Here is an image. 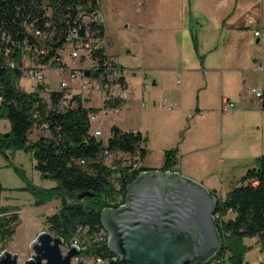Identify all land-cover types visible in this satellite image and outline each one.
Segmentation results:
<instances>
[{
    "label": "rangeland",
    "instance_id": "374dc122",
    "mask_svg": "<svg viewBox=\"0 0 264 264\" xmlns=\"http://www.w3.org/2000/svg\"><path fill=\"white\" fill-rule=\"evenodd\" d=\"M232 3L234 10L229 11L232 4L229 2L224 6L223 0H98V9L106 24V50L120 66L127 69V76L136 94L115 108L104 107L103 101L101 103L93 91L89 97L94 100L92 105L102 108L94 114L92 130L101 128L103 134L99 138L105 143L113 124L123 129L141 130L144 135L141 144L146 146L147 153L136 166L144 164L163 170L173 150L169 170L196 180L220 197H224L247 169L254 166L255 158L264 153V140L261 136L257 138V127L244 129L246 124H259V130L262 131L264 111L255 114L250 112L247 116L237 115L232 122H228L229 116L223 115L221 111L222 95L229 93L223 87L221 72L209 71L208 83L200 89L203 84L198 83L202 80L196 81L194 77L197 72H201L199 69H192L191 73L175 72L174 75L170 71L182 66L194 67L195 62L201 67L202 62L197 60V54L206 53L209 47L217 43L224 47L231 44L230 37L223 39L225 29L212 28L211 24L218 21L219 25H225L226 19L231 20L243 14L248 7L247 0H234ZM199 8L211 13L212 17L210 22L207 21L209 24L205 29L190 36V31L184 30L185 24L189 25L192 21L189 16L195 10L200 12ZM185 10L188 11V17L184 16ZM223 15L225 17L222 19ZM194 23L192 21L190 25ZM229 29L235 30L232 27ZM196 40L200 53L195 52L193 47V41ZM255 40L254 50L259 53V58L246 65L244 81L240 79L238 71L234 73L230 85L229 90L234 93L229 94L232 100L242 99L237 103V108H241L244 102L252 106H263L251 89H262L261 80H264V71L260 70V61L264 64V43ZM252 46H248V51L253 50ZM244 47L245 44L241 42L236 44V52H241ZM170 75L174 79L173 83H182L178 85L184 88L181 98H169L166 90L172 83L167 81ZM154 76L158 79L157 85L153 84ZM19 81L20 87L24 89L30 88V83L38 86L33 78H20ZM226 81H229L228 77ZM145 84L148 86L145 87ZM50 86H59L57 73L53 74ZM175 94L180 96L178 90ZM153 98L157 99L156 104ZM174 99L179 101V105L168 107L162 103H170ZM5 122L0 121V124H4L1 128L8 130ZM40 135H50V131L34 126L29 137L35 140ZM250 136L256 138L248 139ZM120 152L114 150L111 155L102 158L108 164L115 159H121L123 164L135 163L130 153ZM9 161L24 167L28 176L37 184L50 186L55 181L41 176L34 167L35 160L30 152L19 149L9 159L0 153V180L6 187L1 200L2 203L17 205L20 216L12 238L0 242V255L9 250L18 254L19 262L23 263L34 252L31 244L37 234L49 230L46 217L59 209L60 199L54 198L47 203L35 205L33 195L20 188L25 181L12 164H8ZM245 241L251 245L245 255V264H264V245L251 236L246 237Z\"/></svg>",
    "mask_w": 264,
    "mask_h": 264
},
{
    "label": "trees",
    "instance_id": "16d2710c",
    "mask_svg": "<svg viewBox=\"0 0 264 264\" xmlns=\"http://www.w3.org/2000/svg\"><path fill=\"white\" fill-rule=\"evenodd\" d=\"M86 5L98 7V0H0V28L14 37H28L25 35L28 28H48L56 39L54 45L58 46L63 44L69 25L75 23L77 7ZM98 27L104 34L105 25L100 23ZM21 73L19 69L7 67L0 56V121H7L5 125H8V130H3L4 124H0V153L9 159L19 149L30 152L41 176L55 181L50 186L37 184L24 167L14 161L8 163L24 179L25 184L20 188L33 195L35 205L60 199L59 209L47 215L46 222L50 231L69 242L79 225H88L91 231L101 229L103 209L123 204L128 185L141 171L154 167L136 166L147 153L146 146L141 144L144 140L141 130L113 124L105 143L92 130L91 114L98 113L101 107L85 106L81 95L76 94L75 107L60 112L49 110L38 90L27 91L16 85ZM52 95L58 99L57 92L53 91ZM119 105L120 101L105 102L108 107ZM43 122H48L46 130L50 135L30 139V131ZM105 148L128 152L135 163L123 164L121 159H115L108 164L100 156ZM172 151L163 170L170 169ZM4 189L0 180L1 243L12 238L20 220L17 205L2 203ZM83 191L89 194L79 197ZM215 217L222 244L214 259L222 257L221 264H245V255L251 246L245 241L248 236H259L256 241L264 245V153L255 158L254 166L247 169L224 197L218 196ZM107 239L106 235L102 253L114 258ZM117 264H121L120 260Z\"/></svg>",
    "mask_w": 264,
    "mask_h": 264
},
{
    "label": "water",
    "instance_id": "95a60500",
    "mask_svg": "<svg viewBox=\"0 0 264 264\" xmlns=\"http://www.w3.org/2000/svg\"><path fill=\"white\" fill-rule=\"evenodd\" d=\"M118 207L102 211L108 246L122 264H207L221 248L215 218L218 197L196 180L169 169H145L128 185ZM89 194L80 192L79 197ZM64 238L49 230L33 240V254L23 263L5 250L0 264H72L79 248L63 253ZM112 258L108 263L116 264Z\"/></svg>",
    "mask_w": 264,
    "mask_h": 264
},
{
    "label": "built area",
    "instance_id": "2783aa9c",
    "mask_svg": "<svg viewBox=\"0 0 264 264\" xmlns=\"http://www.w3.org/2000/svg\"><path fill=\"white\" fill-rule=\"evenodd\" d=\"M74 22L73 25H69L63 44L58 46L54 45L56 39L53 31H49L48 28H28L25 34L28 37H14L11 32L0 28V56L4 58L5 65L21 70L20 78H33L37 81L38 86L30 83V88L22 89L38 90L43 101L47 103V108L57 112L75 107L76 94L81 95L85 106H94L91 103L94 100L89 98L92 91L101 103L103 101L104 107H108L105 106L107 100L120 101L121 105L133 98L136 89L127 76V69L120 66L106 50L107 34L106 31L102 34L98 27L103 23L98 7L88 5L77 7ZM67 23L69 24V20ZM46 25L48 26L49 23L46 22ZM253 28L259 41L264 43V29L256 25H253ZM260 70L264 71L262 64ZM55 73L58 74V87L50 86ZM16 85L20 87L19 79ZM144 86L147 87L148 84ZM252 90L262 103L264 91L259 88ZM53 91L57 92V100L53 98ZM163 104L166 105V102ZM223 109L230 110V104L225 103ZM94 116L91 114L92 121ZM48 126V122L40 124L42 129L49 128ZM93 133L97 137L103 134L101 128L93 129ZM111 153L109 148H105L100 156L107 157ZM81 162L84 163L85 159ZM106 234L109 232L104 226L99 230L91 231L88 225H79L71 240L69 242L64 240L62 251L67 253L72 244L79 248V252L72 257V264L108 263L113 257L102 253ZM255 238L259 240V236ZM222 260V257H218L212 259L209 264H221Z\"/></svg>",
    "mask_w": 264,
    "mask_h": 264
},
{
    "label": "crops",
    "instance_id": "0c3cea01",
    "mask_svg": "<svg viewBox=\"0 0 264 264\" xmlns=\"http://www.w3.org/2000/svg\"><path fill=\"white\" fill-rule=\"evenodd\" d=\"M232 1L234 0H223L224 6H226L229 2H230V5L232 4L231 6H229V9H230L229 11H231L232 9L234 10ZM247 3H248V7L244 11V13L241 15H237L231 20H229V18L226 19V21L224 22L225 25L222 23L219 25L218 21H215L213 24H211L212 28L225 29V33L223 34V39H225L226 37H230L231 44L229 46L224 47L220 43H217L214 47H209L206 53L199 54V55L197 54L198 56L197 60L202 62L201 67L197 64V62H195L196 65L194 67H192L191 65H189V67L182 66V67H177L176 69H174L175 71L173 69L170 71L172 75H174L173 73L175 72L181 73V71L182 72L187 71L188 73H191L190 71L192 69H199L198 71H201V72L200 73L197 72L194 75V77L196 81L199 79L202 80L201 82L198 83V85L203 84L201 87H199L200 89L202 87H205L206 86L205 84L208 83L209 74H210L209 71H214L215 73L221 72V76L223 77L222 82L224 83L223 87L225 91L229 92L227 94L222 95L221 111L223 115L229 116V118H227L228 122H232L236 118L237 115L247 116L250 112L255 114L259 111H264V106H261V105H260L261 107L258 105L252 106L248 104L247 102H244L241 108H237L236 107L237 103L240 102L242 99L240 100L236 98V100H232L231 96L229 95L230 93L234 94L233 91L229 90L231 87L230 85H232L233 83L234 73L239 71V75L241 76L240 79L244 81L245 79L244 76L247 75V72L244 71L246 68V65L248 66L252 62H256V60L260 56L259 53L255 52L254 50L255 44H253V40L256 39L255 41L257 43L260 41L258 37L254 34L253 25H256L260 28H264V0H247ZM199 10L200 12L195 10V12H193V14H191L190 16L188 14V11L185 10L184 16L185 17L189 16V18L195 22L193 25H190L192 21L189 23V25L185 24L184 30L187 32L190 31L189 32L190 36H193L195 34L194 32H196L195 35H197V32L205 29L207 24H209L207 23V21L210 22L211 20V17H212L211 13L205 12V10H203L202 8H199ZM224 17L225 15L222 16V19ZM104 22L105 21H103V23ZM104 25L106 29V24L104 23ZM229 27H232L233 29L235 28V30H231L229 29ZM247 28H250V29H247ZM240 42L242 44H245V47L243 48L241 52H236V49H235L236 44H239ZM249 45L251 46L253 45L252 46L253 50L248 51L247 48ZM193 47L195 49V52L200 53L197 40L193 41ZM260 63L264 66L262 61H260ZM236 64H241V65H236ZM172 75L168 76L167 81L169 83L171 82L172 83L170 84V86L167 88L166 91L169 95V98H176V97L181 98V95L183 93L182 90L184 88L181 86H178V85H182L181 82L173 83L174 79L171 78ZM201 76L202 78H200ZM227 77L229 81H226ZM261 82L263 83L262 90L264 91L263 78ZM157 83H158V79L156 78V76H154L153 84L157 85ZM252 88H256V87H252ZM177 90L180 92V96L175 94ZM153 99H154L153 103L156 104L157 99L156 98H153ZM225 103L230 104L231 106L230 110L224 111L223 105ZM177 104L179 105V101H177V99H174L173 102L170 101V103L166 102V105H168V107L172 105L177 106ZM244 104H247V105H244ZM255 106H257L260 109L258 110ZM230 115H232V117H230ZM254 127H257V130L259 131V135H257V138L261 136L262 139L264 140V126L262 128V131H260L259 124L256 126L246 124V127L244 129L254 128ZM254 138L256 137L250 136V138L248 139H254ZM262 150L264 152V148Z\"/></svg>",
    "mask_w": 264,
    "mask_h": 264
},
{
    "label": "bare ground",
    "instance_id": "6f19581e",
    "mask_svg": "<svg viewBox=\"0 0 264 264\" xmlns=\"http://www.w3.org/2000/svg\"><path fill=\"white\" fill-rule=\"evenodd\" d=\"M107 235V237H108V239H109V234H106ZM108 239H107V246H108ZM109 247V246H108ZM110 249V248H109ZM112 252V251H111ZM113 253V252H112ZM114 254V259H116L117 260V263H118V261L120 260V256H118L117 254H115V253H113ZM119 259V260H118ZM214 259V258H213ZM120 262H121V260H120ZM121 264H122V262H121ZM207 264H209V263H207Z\"/></svg>",
    "mask_w": 264,
    "mask_h": 264
},
{
    "label": "flooded vegetation",
    "instance_id": "af4514ba",
    "mask_svg": "<svg viewBox=\"0 0 264 264\" xmlns=\"http://www.w3.org/2000/svg\"><path fill=\"white\" fill-rule=\"evenodd\" d=\"M119 260V259H118Z\"/></svg>",
    "mask_w": 264,
    "mask_h": 264
}]
</instances>
